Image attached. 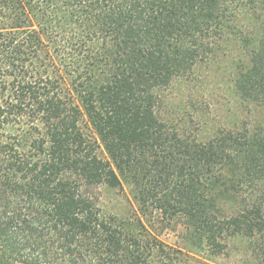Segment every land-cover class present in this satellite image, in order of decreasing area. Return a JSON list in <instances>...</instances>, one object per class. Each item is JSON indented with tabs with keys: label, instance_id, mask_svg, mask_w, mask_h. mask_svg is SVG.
<instances>
[{
	"label": "trees",
	"instance_id": "16d2710c",
	"mask_svg": "<svg viewBox=\"0 0 264 264\" xmlns=\"http://www.w3.org/2000/svg\"><path fill=\"white\" fill-rule=\"evenodd\" d=\"M226 254L264 264V0H0V264Z\"/></svg>",
	"mask_w": 264,
	"mask_h": 264
},
{
	"label": "rangeland",
	"instance_id": "374dc122",
	"mask_svg": "<svg viewBox=\"0 0 264 264\" xmlns=\"http://www.w3.org/2000/svg\"><path fill=\"white\" fill-rule=\"evenodd\" d=\"M124 191L127 194L129 191L127 187L124 185ZM106 199L111 200L110 203L118 204L121 202L123 204L124 198L122 197L121 193H104ZM131 198V197H130ZM114 204H109V206H113ZM118 207V206H116ZM146 225L148 226L149 230L151 231L152 235L156 236L162 242L169 244V245H178L180 242L178 231L172 229L169 226H165L163 222H160L159 218L156 214H153L152 218L149 217V222ZM150 224V225H149ZM242 256H234L232 254H226L225 256L221 257L220 263L221 264H245L242 261ZM21 264V263H15Z\"/></svg>",
	"mask_w": 264,
	"mask_h": 264
}]
</instances>
